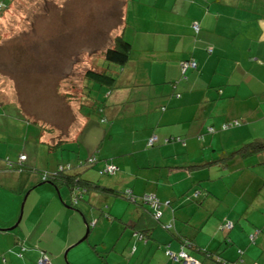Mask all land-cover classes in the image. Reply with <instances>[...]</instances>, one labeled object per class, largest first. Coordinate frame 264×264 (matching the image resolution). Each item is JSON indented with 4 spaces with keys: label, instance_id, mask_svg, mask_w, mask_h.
I'll use <instances>...</instances> for the list:
<instances>
[{
    "label": "crops",
    "instance_id": "crops-1",
    "mask_svg": "<svg viewBox=\"0 0 264 264\" xmlns=\"http://www.w3.org/2000/svg\"><path fill=\"white\" fill-rule=\"evenodd\" d=\"M90 1L105 14L102 50L117 35L131 44L123 65L103 55L95 62L92 57L87 60L88 67L95 63L93 68H105L115 77V86L101 91L106 93L101 110L93 104L88 110L80 105L67 120L55 108L49 115L55 118L53 124L42 108L38 113L29 109L21 86L12 85L14 78H7L8 89L0 90V264H32L38 255L36 248L47 250L46 242L53 247L49 251L52 264H63L60 253L68 247L69 264L99 262L89 249L69 258L84 222L76 209L66 205L68 189L58 192L53 185L41 183L39 172L92 154L98 158L95 164L70 173L120 191L152 192L161 201L169 200L151 232V241L143 242L127 226L142 228L151 222L146 206L97 190L85 194L87 203L81 202L79 208L86 212L92 214L94 206H108L109 218L100 216L89 232L95 237L104 235L102 247L96 250L105 252L107 264L111 253L124 258L118 252L125 241L122 252L129 256L125 264H184L169 259L162 246L169 244L177 251L185 240L183 249L200 264H219L211 254L237 264H264V168L260 166L264 155L241 161L223 154L264 137V0H119L113 25L107 21L115 0ZM74 17L75 25L69 24L66 31L72 46L77 36L71 32L83 28L93 32L97 27L89 15ZM194 22L199 24L197 32ZM87 38L92 37L88 34ZM189 58L197 62V68L182 74L179 64ZM79 94L90 100L88 93ZM55 97L60 103L61 95ZM232 118L241 125L203 134L207 126L218 127ZM152 134L159 140L179 136L185 143L148 146ZM30 139L31 152L27 150ZM20 154L25 159L19 160ZM105 160L117 168L112 176L97 172ZM211 178L218 188L208 184ZM228 182L235 184L230 188ZM195 190L198 198H188ZM26 192L18 225L3 229L16 220ZM226 218L234 221V227L228 232L218 230ZM160 223L172 224L168 234ZM256 229L251 243L248 234ZM36 240L37 245L29 247ZM20 241L27 246L22 257L15 254Z\"/></svg>",
    "mask_w": 264,
    "mask_h": 264
},
{
    "label": "rangeland",
    "instance_id": "rangeland-1",
    "mask_svg": "<svg viewBox=\"0 0 264 264\" xmlns=\"http://www.w3.org/2000/svg\"><path fill=\"white\" fill-rule=\"evenodd\" d=\"M42 2V0H19L15 4L16 8H14V12L7 17L4 16V18L0 20V43L5 44L1 46V48L4 47L1 50L4 55L9 54L8 56H10L12 54L11 66H14L13 69H16L12 73V77L14 78V81H12L14 83L12 85L21 86V90L28 101L27 106L31 111H36L38 113L40 110L39 108H42L46 111L47 119H50L54 124V122H56L54 121L55 118H50L49 115H52L55 108H59L61 113L66 114L65 119L67 120L70 119L73 111H78L81 105L80 103H83L82 105L85 110L91 108V102L85 99L84 96L83 98L80 97L76 99L70 94L74 95L76 93H81V90L82 92L89 90L91 92L89 96L99 97V93L105 89V84L83 80L82 75L83 71L88 67V59L92 57L91 60H95L97 57L102 56L101 50L105 46V34H101V30H105L106 19L105 14L101 13L100 7H93L90 0H44L43 4ZM97 3H99V1L95 2V4ZM120 6L121 2L115 0L110 8V15L107 21L108 25H113L114 20L118 18ZM74 15H76L78 19L86 15L93 17L90 22L93 21V24L97 27H94L95 30L93 32L85 28L78 29L76 32H71L69 35L77 36L75 41L72 40L73 48L72 44L67 42L68 37L66 31L69 28V24L75 25ZM117 26L118 24H115L114 28L116 29ZM106 28H112V26ZM88 34L92 37L91 39L87 38ZM3 40L5 42H2ZM22 44H26V48L23 52ZM94 60L93 62H95ZM94 64L95 63H90V66L94 67ZM99 66L101 65L99 64ZM7 68H0V71H3V76L6 73L8 74L9 71ZM3 76H0V90H7L8 81H6V77ZM56 95H61L60 103L57 97H55ZM87 101L89 102L88 105H86ZM28 137L31 138L30 136ZM32 145L33 141L30 139V143L27 147L29 152L33 150V147H29ZM85 159L86 157H84V160ZM260 166L264 168V163L260 164ZM112 175L113 174H104V176ZM207 182L208 184L212 183L218 188L213 178L209 179ZM222 184L224 185V183ZM234 184L235 182H228L227 186L231 188ZM24 195L21 196L19 210ZM2 199L3 203L8 202L7 198ZM220 211L221 208L219 207L217 213ZM18 216L19 214L17 218ZM16 220L8 227L12 226ZM21 228L22 227H20V229ZM162 228L164 229L163 226ZM85 229L86 225L82 235L76 241L83 236ZM164 231L167 233L166 229H164ZM33 235L36 236V234ZM103 236V234H98L95 237L94 233H88L83 241L73 247L74 249L70 252L69 258L74 252L82 253L85 249H89L90 255L94 257L95 253L91 245L94 244L93 246L95 247H102L100 241L103 239ZM94 238L99 244L95 245L96 242L91 241ZM44 240L47 241L46 239ZM115 240L116 239H114V242ZM149 240L151 241V238ZM36 243L37 240L34 242L30 241L29 245L31 246L29 247H35L37 245ZM46 245L47 250L51 251L53 248L51 242H46ZM125 245L126 241L122 244L118 252L124 255V258L121 259V256H116L114 253H111L108 256L110 264L126 263L129 256L122 252ZM130 248H132V246H130ZM66 249L64 248L63 252ZM100 250L103 251L102 249ZM63 252L60 253V259L63 260V264H69V262L63 258ZM110 252L111 250L109 253ZM146 259L148 260L149 258ZM32 264H35V261Z\"/></svg>",
    "mask_w": 264,
    "mask_h": 264
},
{
    "label": "trees",
    "instance_id": "trees-1",
    "mask_svg": "<svg viewBox=\"0 0 264 264\" xmlns=\"http://www.w3.org/2000/svg\"><path fill=\"white\" fill-rule=\"evenodd\" d=\"M19 0H0V20L4 18V16H9L11 13L14 12V8H16L15 4L18 2ZM44 2V0H42ZM42 2V4H43ZM6 20V19H5ZM197 23V22H196ZM198 24V23H197ZM193 25V24H192ZM194 29V28H193ZM195 30V29H194ZM199 30V24H198V29L195 30V32H197ZM2 42H5L4 40ZM4 43H0V68H7L8 69V74L6 73L3 77L7 78H13L12 77V73L14 72L13 69L14 66H11V56H8L9 54H5L1 51L3 48H1V46ZM5 45V44H4ZM25 48H22V52L24 51ZM5 50V49H4ZM131 52V44L130 42H128L127 40L123 39L122 35H117L114 38V42L112 43L111 46L107 47L106 49L102 50V55L104 57V59H106L109 62H113L119 65H123L124 63L127 62V60L129 59V55ZM193 62V65H187V66H183L182 62ZM181 64H179V68L182 72V74H184L188 69L194 70L197 68V62L192 59H184L181 60L180 62ZM0 74L3 75V71H0ZM82 77H84V79H86L87 81H92V82H98L101 84H105V87L107 89L114 87L115 86V77L113 76V74L108 73L105 68H101V69H94L93 67H87L84 71H83V75ZM83 88V87H82ZM82 92V91H81ZM84 93H88L91 94V92L88 90ZM101 93V92H100ZM99 93V97H90L91 104H93L92 106L95 107H99L98 109L101 110L102 107H100L102 105V103L105 101L106 98V93L104 91V93H101L100 96ZM71 96H76V99H79L80 97L83 98V95L76 93V94H70ZM75 98V97H74ZM98 102V103H97ZM81 105L83 103H80ZM83 106V105H82ZM101 121H105L104 118H101ZM241 122L239 119L237 118H232V119H228L224 122L220 123V126L218 127H214L212 125H210L209 127L207 126V128H205V132L203 133L204 135L207 133H215L217 131H226L232 127H237L240 126ZM202 134V133H201ZM156 137V139L152 140L150 142V139ZM199 138H202V135H200ZM174 141H178L180 143H185V140L179 136H169L164 138L163 140H159L158 136L156 134H152L148 139H147V145L148 146H153V145H160V144H166V143H170V142H174ZM228 153V156H236L239 158V160L241 161H245L247 160L249 157L251 156H255L258 154H263L264 155V137H256L248 142H245L243 144H241L240 146H238L235 150H232L230 152H224L223 154ZM25 155V154H24ZM89 157H93L94 160L92 163L88 164L86 163L87 158ZM98 161V158L96 157L95 154L89 155L88 157H86V159H79L76 163L71 164L70 162H61L58 163L57 166L50 170H40V176H41V183H48L53 185L55 188L58 189V192L61 188H65L68 189L69 192V203L66 204L69 208H73L76 209L79 213V216L81 217L82 221L84 222V225L87 226L89 232L91 231L92 227L95 225V223L98 221V219L101 217H108L109 215L107 213V204L105 206L101 207H95V211L90 214L89 211L86 212L85 210H83V207H80V203L85 201V203H87V199H85V194H87L89 191H99L101 194L105 193L108 195H113V196H119V197H124L125 199H127L130 202L133 203H140L144 206H146L147 211L149 212V219L151 220V222L149 224L144 225L142 228L138 227L137 225H133V227H129L127 226L129 229L133 230V236L136 237L137 240H141L143 242H146L147 239L151 238V232L154 229V227L156 226L157 223H159V219L162 215V208L164 206H167L169 204V200L166 201H161L154 193V195L156 196V198L158 199V201L160 202V210H161V215L160 217L156 218L155 217V209L154 206L151 205V203L147 202L146 200L143 199V195L144 193H152V192H144L142 194H135L132 192L131 189H125L123 191H120L116 188H112V187H108V186H104V185H100L97 182L94 181H90L87 179H84L82 177L79 176V174H72L70 173V171L74 168H86L89 167L92 164H95ZM106 164H113L111 161H107L105 160L104 164L98 168L97 172L100 175H104V174H114L116 171V166H115V170L113 173H109V172H101L100 170L105 167ZM69 165V166H66ZM209 180V179H208ZM207 180V181H208ZM199 192L197 190H195L190 196H187L188 198L194 200L196 198H198ZM25 196V195H24ZM25 200V199H23ZM82 204V203H81ZM84 204V203H83ZM92 207V208H94ZM106 210V211H105ZM262 216L264 217V210L262 211ZM227 222H231V225L228 226ZM167 224H169L170 226H166ZM162 226L164 227V229L166 230H170L172 224L171 223H160V227L162 228ZM234 227V221H232V219L230 218H226L224 219L222 222H220V224L218 225V230L221 231H230L232 228ZM86 230V229H85ZM88 232V233H89ZM258 233V230H254V232L249 233L248 234V238L250 240V242L252 243L256 234ZM230 239L226 238V241L228 242ZM187 243V240L184 241V243H181L179 248L177 249V251L173 250L170 248L169 244H164L162 246L163 251L165 253V255L173 260V261H178V262H182L181 258L179 259H175L172 256V253L178 254L181 250H183L185 253H187L184 249L183 246ZM77 245V244H76ZM19 251H16L15 254L17 256L22 257L24 252L27 250V246L23 243V242H19ZM92 249L94 251V253L97 256V259L99 260L98 263L96 264H107L105 259H106V254L105 252L101 251V250H96L95 246H92ZM136 249V246L132 245L131 248V252H134ZM36 251H38V255L37 257L34 259L35 264H40L39 261L42 258H46V264H52V260H53V255L50 254V252L48 250H45L43 248H36ZM239 253H242V250L239 249ZM188 254V253H187ZM190 255V254H189ZM191 256V255H190ZM212 259L215 260V258H213L214 256H212ZM64 258V257H63ZM2 260H5V257H2ZM67 260V257L65 259ZM218 260V261H217ZM216 261L219 264H237L236 261H228V260H223L221 258H216ZM185 264V263H184Z\"/></svg>",
    "mask_w": 264,
    "mask_h": 264
},
{
    "label": "built area",
    "instance_id": "built-area-1",
    "mask_svg": "<svg viewBox=\"0 0 264 264\" xmlns=\"http://www.w3.org/2000/svg\"><path fill=\"white\" fill-rule=\"evenodd\" d=\"M193 28L195 30L198 29V24L196 22L193 23ZM183 66H187V65H193V62H182ZM156 139V137H153L150 139V142L152 140ZM25 159V155L24 154H20L19 155V160H23ZM94 160L93 157H89L86 160V163L90 164L92 163ZM69 166V165H66ZM115 170V166L113 164H106L105 167H103L100 171L101 172H109V173H113ZM144 200H146L147 202L151 203L152 206H154L155 209V217L158 218L161 215V210H160V202L158 201V199L156 198V196L153 193H144V195L142 196ZM227 225L230 226L231 222H227ZM167 227L170 226L169 224L166 225ZM173 258L175 259H179L181 258V260L185 263V264H199V262L193 258L192 256H190L189 254L185 253L183 250H181L178 254L172 253ZM46 258H42L39 263L40 264H46ZM231 264V263H228Z\"/></svg>",
    "mask_w": 264,
    "mask_h": 264
},
{
    "label": "water",
    "instance_id": "water-1",
    "mask_svg": "<svg viewBox=\"0 0 264 264\" xmlns=\"http://www.w3.org/2000/svg\"><path fill=\"white\" fill-rule=\"evenodd\" d=\"M26 196H27V192L25 193L24 199L26 198ZM23 205H24V200L21 203L20 213H19V216H18L16 222L12 226L6 227V228H3V229L12 230V229H14L18 225V223H19V221L21 219V216H22ZM88 232H89V230H88V228L86 226V230H85V233L83 234V236L78 241H76L74 244H72L71 246H74V245L80 243L81 241H83L87 237ZM68 249H69V247L64 251V259H66V257H67V251H68Z\"/></svg>",
    "mask_w": 264,
    "mask_h": 264
},
{
    "label": "clouds",
    "instance_id": "clouds-1",
    "mask_svg": "<svg viewBox=\"0 0 264 264\" xmlns=\"http://www.w3.org/2000/svg\"><path fill=\"white\" fill-rule=\"evenodd\" d=\"M193 257V256H192ZM194 258V257H193ZM197 260V259H196ZM198 261V260H197ZM199 262V261H198ZM184 263V262H183ZM200 264V263H199Z\"/></svg>",
    "mask_w": 264,
    "mask_h": 264
}]
</instances>
